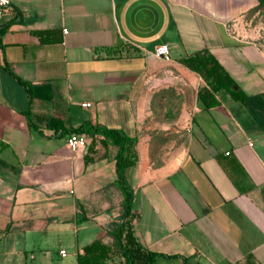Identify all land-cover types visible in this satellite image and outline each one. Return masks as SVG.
Masks as SVG:
<instances>
[{
    "label": "crops",
    "instance_id": "0c3cea01",
    "mask_svg": "<svg viewBox=\"0 0 264 264\" xmlns=\"http://www.w3.org/2000/svg\"><path fill=\"white\" fill-rule=\"evenodd\" d=\"M201 51L230 89L183 62ZM87 122L133 138L123 173L154 264H264V2L12 0L0 25V264H79L95 239L114 243L120 148L83 132L73 149Z\"/></svg>",
    "mask_w": 264,
    "mask_h": 264
},
{
    "label": "trees",
    "instance_id": "16d2710c",
    "mask_svg": "<svg viewBox=\"0 0 264 264\" xmlns=\"http://www.w3.org/2000/svg\"><path fill=\"white\" fill-rule=\"evenodd\" d=\"M261 2H264V0H261ZM183 62L199 72H204L205 69L206 74L211 77V84L214 89H230L234 84L229 73L209 51L197 52L184 58ZM72 132H86L93 136L104 134L109 141L119 145L118 175L125 192L126 207L121 221L113 230L114 243L109 245L104 243L101 238L95 239L85 247V253L79 255V264H107L110 261L115 262L116 257L122 258L127 264H154L160 253L145 247L135 233L133 220L136 215L132 211L133 194L123 173L125 167L134 165L137 160L136 153L132 151L133 138L122 130L101 127L88 122ZM245 264L257 263L252 256H247Z\"/></svg>",
    "mask_w": 264,
    "mask_h": 264
},
{
    "label": "built area",
    "instance_id": "2783aa9c",
    "mask_svg": "<svg viewBox=\"0 0 264 264\" xmlns=\"http://www.w3.org/2000/svg\"><path fill=\"white\" fill-rule=\"evenodd\" d=\"M11 3H12V0H0V25H1L4 14L11 7ZM156 54L165 59L170 58L168 46L166 44L158 47L156 49ZM85 105H90V103H85ZM67 142L73 149L84 147L87 144L85 136L79 133L70 134ZM62 253H65V250H62Z\"/></svg>",
    "mask_w": 264,
    "mask_h": 264
}]
</instances>
